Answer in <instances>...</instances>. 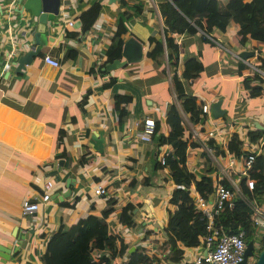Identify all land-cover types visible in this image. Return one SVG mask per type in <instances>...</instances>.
Returning a JSON list of instances; mask_svg holds the SVG:
<instances>
[{
	"label": "crops",
	"instance_id": "1",
	"mask_svg": "<svg viewBox=\"0 0 264 264\" xmlns=\"http://www.w3.org/2000/svg\"><path fill=\"white\" fill-rule=\"evenodd\" d=\"M102 1L103 8L91 29L66 38L65 31L79 30V27H68L67 22L78 19L79 9L85 7L87 0H61L60 25L56 26L52 43L43 49L56 59L70 50L69 57L52 67L42 63L39 54L25 65L26 77L21 75L19 79L6 73L11 72L10 67L1 69L6 52L13 46L9 36L18 30H11L10 23H5L0 14V264H40L39 255L45 250L46 240L59 224L68 228L88 213L99 216L100 207L111 194L118 202L108 214V233L122 241L125 249L113 256L110 264L125 261L138 248H145V253L149 247L156 250L157 245L165 241L166 213L173 209L168 202L173 183L156 161L164 145L157 144L155 134L167 132L165 115L173 100L168 72L163 74L161 67L144 56L142 43L148 34L162 32V21L155 0L144 3L141 16L133 17L130 28V35L142 45V57L126 61L104 76L99 75L93 67L104 58L102 50L114 28L110 12L118 4V0ZM7 4L8 0H0V6ZM149 4L153 6L151 11ZM9 6L14 8L13 3ZM235 29L236 24L230 20L223 33L213 31L211 37L215 41L229 42V35ZM171 36L173 41L181 42L178 71L182 60L194 53L203 66L195 82L188 86L194 95L214 102L220 94L229 91L219 107L226 116L242 115L251 120L253 115H264V97H248L240 90L236 66L229 58L232 55L238 59L241 51L254 50L253 55L243 60L246 64L253 63L256 49H252L250 43L243 49L235 45L209 47L203 42L199 44L195 38ZM107 75H114L115 82L99 87ZM111 86L120 94L124 91L132 94L126 104L128 115L121 127L110 109ZM86 88L89 94L86 101L80 103ZM255 100L258 104H253ZM176 107L181 116L179 103ZM146 116L157 122V131L150 140L142 142L131 135L132 121ZM59 129L63 132L55 142ZM98 132L102 153H96L88 142V137ZM60 149L68 155L67 166L61 158L54 157ZM198 155L197 148L188 150L185 165L189 171L201 170ZM86 156L90 158L83 161ZM67 177L74 178L68 198L57 202L50 198L31 215L20 214L22 201L34 199L44 181L52 179L50 192L58 194ZM142 177L148 180L143 185L138 183ZM99 185L104 187L105 193L95 195L92 189ZM124 200L135 204L132 212L136 224L131 227L117 221V212ZM21 237L23 239L19 240ZM178 246L184 253V246ZM163 263L183 264L181 260Z\"/></svg>",
	"mask_w": 264,
	"mask_h": 264
},
{
	"label": "trees",
	"instance_id": "2",
	"mask_svg": "<svg viewBox=\"0 0 264 264\" xmlns=\"http://www.w3.org/2000/svg\"><path fill=\"white\" fill-rule=\"evenodd\" d=\"M149 0H118V4L110 12L114 21V28L110 33L107 44L102 53L104 58L99 60L93 67L99 75H106L108 70L100 67L104 62L121 58L122 41L130 35L133 17H140L141 9L144 3ZM157 12L162 21L161 34H148L143 40L144 56L149 57L157 66L161 67L163 74L168 72L170 90L174 92L179 103L180 111L187 117L188 121L196 125L201 121L199 109L201 99L194 95L188 86L194 83L198 74L203 70L196 53L186 56L182 60L181 68L178 71L177 57L181 42L173 41L172 34L176 36L183 35L188 40L196 39L199 44L206 43L209 47L222 45L231 48L237 46L239 49L250 43L255 51V61L251 63L264 73V0H155ZM102 0H87L85 7L79 9L77 18L80 20L79 30L65 31L66 38L74 37L77 33H84L91 29L95 18L103 8ZM149 6L148 10H152ZM236 24V29L229 35V42L215 41L211 37L213 31H225L229 21ZM259 44L263 45L258 46ZM69 51L62 52L57 61L65 60L69 57ZM199 54V51H196ZM230 52V51H229ZM46 53L44 49L41 56ZM231 63L236 66V72L239 76V88L245 92L246 96L264 97V78L251 65L243 60L229 55ZM114 75H107L99 84V87L109 86L114 83ZM110 109L116 117V124L121 127L123 121L128 115L126 104L131 100L132 94L124 91L121 94L115 92L113 86L109 90ZM89 89L86 88L79 100L80 103L86 101ZM229 91L218 96V100ZM222 118L226 115L222 114ZM167 132L165 134H155L157 144L166 145L171 151L164 156L165 164L168 165V178L173 183V188L168 198L173 209L167 212L166 226L164 227L165 241L157 245L156 251L159 253L160 260L174 263L181 260L183 264H190L182 261L183 249L178 246L193 247L198 244V235L203 233L204 219L202 215L193 208L191 196L188 194V186L193 188L205 197H210L213 193L210 182L211 178L206 172L211 167L203 152L201 170L199 172L189 171L185 165V158L188 156V150L196 148L197 143L189 140L187 126L180 116L174 102L170 104L165 115ZM155 130L157 131V122L154 120ZM154 131V133H156ZM62 130L59 129L55 135V142H58ZM154 133L152 137L154 136ZM264 133L260 129L252 131L253 136ZM250 135V133H249ZM151 137V138H152ZM228 142L230 151L239 152L240 141L236 139L234 133L231 134ZM207 142L211 139L207 138ZM212 145V143H209ZM215 152H217V147ZM85 149V147H84ZM65 151L60 149L55 152L54 157L61 158L63 165L67 166L69 158ZM90 156L83 157V161ZM250 175L254 178V190L264 189V167L262 164H254L250 168ZM147 177H142L139 184L147 183ZM106 195V194H105ZM118 199L110 195L105 199L104 205L99 209V216L90 215L79 217L75 224L65 228L59 224L58 228L51 232L47 238L46 247L42 255H39L40 264H110L113 256L120 254L125 249L122 241L117 240L108 233V217L113 211ZM226 204V203H225ZM223 204L219 212L218 221L223 225L226 231L242 230L243 237L247 241L251 237V222L249 219L248 208L239 198L233 197L231 205ZM134 203L124 200L117 212V221L120 225L131 227L136 224L133 218L132 209ZM146 235V233H144ZM264 245V238L259 241V249ZM145 248L136 249L127 256L125 261L116 264H144L151 259H158L154 255H147Z\"/></svg>",
	"mask_w": 264,
	"mask_h": 264
},
{
	"label": "built area",
	"instance_id": "3",
	"mask_svg": "<svg viewBox=\"0 0 264 264\" xmlns=\"http://www.w3.org/2000/svg\"><path fill=\"white\" fill-rule=\"evenodd\" d=\"M12 3L13 0H8L7 6H0L3 17L7 16L11 9L9 5ZM73 23V20H70L67 22V26L71 27ZM41 62L52 67L58 65L56 57L51 56L48 52L43 54ZM2 65L1 69L4 70L7 66ZM249 65L256 69L261 74V77L264 78V73L254 65ZM171 97L172 102L178 106V101L173 91H171ZM201 101L199 109L201 121L196 123V125L189 123L188 126L184 118L183 120L188 129L189 140L197 143L198 154L203 152L204 157L211 164L206 174L211 178L210 187L213 193L210 197H205L196 191L192 185L187 188L188 194L192 199L193 208L204 219V229L203 233L198 235V244L196 246H184L185 251L182 255V260L190 264H240L247 242L243 237V231H226V228L219 224L218 217L222 205L225 203L227 206L231 205L232 198L237 196L243 201L244 206L248 208L252 226V244H258L259 246L261 237L264 238V189L254 190V178L250 175V168L254 164H262L264 167V133L253 136L252 131L258 129L253 125L254 117H251V120H246L242 115L240 117L234 114L233 117L226 116V118H222L220 116L215 118L209 111L212 102L208 100ZM154 131H156L154 120L149 116L135 118L132 121L131 135L138 141L147 142ZM232 133L240 141L238 154L228 148L229 138ZM207 138L211 139V142H207ZM209 143H212V145ZM213 146L217 147V152H215ZM170 151L164 145L156 156L158 165L163 167L164 172L168 176L169 169L168 165L165 164L164 156ZM198 156L201 164L202 157ZM52 187V179L49 178L44 181L40 193L34 199L22 201L19 207L20 214L22 216L31 215L37 210L39 205L50 201ZM92 191L95 195L105 193L104 187L100 185L93 188ZM260 220L262 223H260ZM158 254L155 249L153 250L152 247H149L147 255H154L158 259H151L144 264H165L159 259Z\"/></svg>",
	"mask_w": 264,
	"mask_h": 264
},
{
	"label": "water",
	"instance_id": "4",
	"mask_svg": "<svg viewBox=\"0 0 264 264\" xmlns=\"http://www.w3.org/2000/svg\"><path fill=\"white\" fill-rule=\"evenodd\" d=\"M61 0H13L14 8H11L6 17H2L5 23H10L11 30L15 28L17 33L13 32L9 36V43L13 42L10 52H6V58L3 61L4 66L10 67L7 74L19 79L21 75L26 77L25 65H28L32 59L37 58L44 47H47L54 40L53 33L56 26L60 25ZM2 10H0V14ZM7 25V27L9 26ZM80 20L75 19L72 27L78 28ZM60 34L57 39L60 38ZM121 56L119 59H112L100 67L102 70L117 69L126 61H136L142 57V45L132 35H128L121 45ZM254 54V50H243L238 53V59L243 60ZM220 100L211 103L209 111L215 118L222 116L223 109L220 107ZM253 125L264 131V115L260 120H253ZM92 149L96 153H102L101 134L92 133L88 137ZM60 162V160H58ZM74 178L67 177L63 181V189L59 193H51L50 198L55 202L68 198L73 185ZM260 223L261 220H260ZM23 237L19 238L22 240ZM19 244V242H18ZM253 244L250 239L247 240L240 264H247L246 258L253 253ZM3 250V249H2ZM252 262L249 264H264V245L257 249Z\"/></svg>",
	"mask_w": 264,
	"mask_h": 264
},
{
	"label": "rangeland",
	"instance_id": "5",
	"mask_svg": "<svg viewBox=\"0 0 264 264\" xmlns=\"http://www.w3.org/2000/svg\"><path fill=\"white\" fill-rule=\"evenodd\" d=\"M149 6H151L150 4H149ZM224 46V45H223ZM225 47V46H224ZM223 48V47H222ZM255 61V60H254ZM246 99H248L249 100V98H247V97H245ZM253 104H258V102L255 100V101H253ZM181 116H182V118H184V120L186 121V124L189 126V121H188V119H187V117H185V115H183V113L181 112ZM254 116V118H253V120H260L263 116H262V114H259V115H253ZM144 236H145V234H144ZM147 236V235H146ZM257 248H258V244H254L253 245V253L255 254L256 252H257ZM254 254H252V255H250V256H248L247 258H246V262H247V264H249V263H251L252 261V259H253V257H254ZM249 260H250V262H249Z\"/></svg>",
	"mask_w": 264,
	"mask_h": 264
}]
</instances>
